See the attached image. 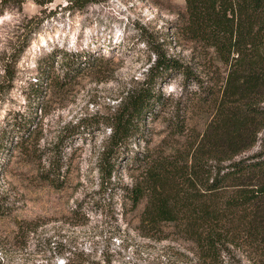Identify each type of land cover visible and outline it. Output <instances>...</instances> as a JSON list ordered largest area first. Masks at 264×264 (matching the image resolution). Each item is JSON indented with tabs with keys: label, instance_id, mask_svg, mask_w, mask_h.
Listing matches in <instances>:
<instances>
[{
	"label": "rangeland",
	"instance_id": "rangeland-1",
	"mask_svg": "<svg viewBox=\"0 0 264 264\" xmlns=\"http://www.w3.org/2000/svg\"><path fill=\"white\" fill-rule=\"evenodd\" d=\"M186 14V0H0V135L7 141L0 153V264L196 263L195 243L182 228L143 227L147 198L135 206L125 189L142 178L144 158L183 155L202 138L213 115L199 103L195 79L168 78L145 137L129 142L132 156L118 159L109 183L99 168L110 133L104 118L145 79L154 49L200 75L214 62L203 43L193 51ZM52 50H83L99 61L60 85L52 77L62 79L59 57L55 71L39 77L38 61ZM12 116L31 121L21 148L8 133ZM263 142L264 128L236 159L261 151ZM236 242L223 264H264V237L242 234Z\"/></svg>",
	"mask_w": 264,
	"mask_h": 264
},
{
	"label": "trees",
	"instance_id": "trees-1",
	"mask_svg": "<svg viewBox=\"0 0 264 264\" xmlns=\"http://www.w3.org/2000/svg\"><path fill=\"white\" fill-rule=\"evenodd\" d=\"M186 1L183 29L195 43V53L198 43L212 51L211 68L196 74L176 56L154 49L145 79L129 89L115 112L104 118L110 133L99 168L102 182L109 183L118 159L132 156L129 142L136 136L145 137L143 126L156 107L163 105L160 87L168 78L181 73L186 80L195 79L202 90L199 103L213 115L202 138L196 145L189 144L183 155L144 158L142 178L125 189L135 206L147 198L140 218L143 227L156 231L167 225L182 228L195 243V264H223L224 252L237 244L238 235L264 237V144L261 151L236 159L254 145L264 128V0ZM90 55L83 50L46 52L38 61L39 77L51 75L59 57L62 79L58 74L52 77L63 85L62 81L99 61ZM30 123L25 119L20 123L15 116L7 119L8 133L19 139L17 147H23L30 137L26 132ZM173 124L178 133H185L183 124ZM6 149L3 132L0 153Z\"/></svg>",
	"mask_w": 264,
	"mask_h": 264
}]
</instances>
